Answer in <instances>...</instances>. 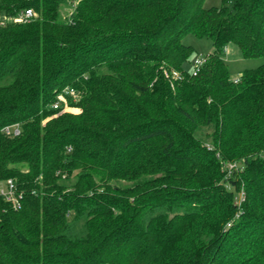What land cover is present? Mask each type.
<instances>
[{"label": "trees", "instance_id": "16d2710c", "mask_svg": "<svg viewBox=\"0 0 264 264\" xmlns=\"http://www.w3.org/2000/svg\"><path fill=\"white\" fill-rule=\"evenodd\" d=\"M204 1L0 0V264H264V0Z\"/></svg>", "mask_w": 264, "mask_h": 264}, {"label": "rangeland", "instance_id": "374dc122", "mask_svg": "<svg viewBox=\"0 0 264 264\" xmlns=\"http://www.w3.org/2000/svg\"><path fill=\"white\" fill-rule=\"evenodd\" d=\"M221 5V0H205L203 7H219ZM182 43L186 46L193 48V55L190 57L189 62L185 65L188 71L193 68V63L196 60H202L213 50L212 42L206 38H197L191 34L186 35L182 39ZM223 59L228 66V70L231 75V80L234 81L238 79L241 72L245 70L255 69L264 64V56L257 58H243L239 49L233 45L229 44L225 48L223 53ZM4 189V184H0V190Z\"/></svg>", "mask_w": 264, "mask_h": 264}, {"label": "built area", "instance_id": "2783aa9c", "mask_svg": "<svg viewBox=\"0 0 264 264\" xmlns=\"http://www.w3.org/2000/svg\"><path fill=\"white\" fill-rule=\"evenodd\" d=\"M33 16L34 14L31 10H26L20 13L18 16H16L13 20L14 22H26L30 20ZM3 24L4 22H0V25ZM203 62H204L203 59L200 61L199 60L194 61L192 68L193 75H195L198 72ZM173 75L177 76L176 73H173ZM65 94L72 97L75 96V92L72 89H66ZM52 108L55 110L58 109L59 104L58 103L53 104ZM3 133L7 137H15L20 134V130L18 126H6L3 128ZM227 169L228 171L234 169V164H227ZM0 196H2L5 199V201L9 202L13 208H18L20 206L18 199L16 198L15 195V186L11 180L5 182L4 189L0 190ZM243 197L244 195L242 194V192H240L238 196L235 198V202L238 207H240L243 201Z\"/></svg>", "mask_w": 264, "mask_h": 264}]
</instances>
